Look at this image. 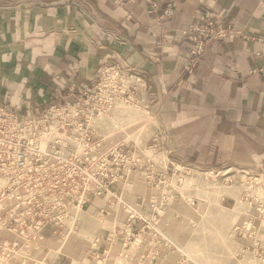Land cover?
<instances>
[{
	"label": "crops",
	"instance_id": "crops-1",
	"mask_svg": "<svg viewBox=\"0 0 264 264\" xmlns=\"http://www.w3.org/2000/svg\"><path fill=\"white\" fill-rule=\"evenodd\" d=\"M209 17L231 34L191 73L184 32ZM111 67L173 175H264V0H0V106L42 112Z\"/></svg>",
	"mask_w": 264,
	"mask_h": 264
},
{
	"label": "rangeland",
	"instance_id": "rangeland-1",
	"mask_svg": "<svg viewBox=\"0 0 264 264\" xmlns=\"http://www.w3.org/2000/svg\"><path fill=\"white\" fill-rule=\"evenodd\" d=\"M120 79L123 94L104 93L113 105L93 120L107 151L108 190L42 235L0 229V264H264V175H173L152 152L165 145L163 136L150 140L156 119Z\"/></svg>",
	"mask_w": 264,
	"mask_h": 264
},
{
	"label": "built area",
	"instance_id": "built-area-1",
	"mask_svg": "<svg viewBox=\"0 0 264 264\" xmlns=\"http://www.w3.org/2000/svg\"><path fill=\"white\" fill-rule=\"evenodd\" d=\"M230 34L218 17L192 24L184 32L194 42L187 70H195L211 41ZM123 77L118 69L107 68L93 88L76 92L81 96L54 104L37 117H22L0 106V229L42 235L50 222L59 225L72 218L92 194L108 190L107 151L93 120L113 105L106 104L104 93L123 94ZM89 94L98 101L91 103ZM45 125L50 132L42 131Z\"/></svg>",
	"mask_w": 264,
	"mask_h": 264
}]
</instances>
